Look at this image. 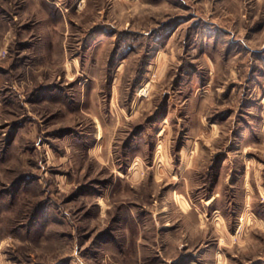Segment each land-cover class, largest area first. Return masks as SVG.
<instances>
[{
	"label": "rangeland",
	"instance_id": "374dc122",
	"mask_svg": "<svg viewBox=\"0 0 264 264\" xmlns=\"http://www.w3.org/2000/svg\"><path fill=\"white\" fill-rule=\"evenodd\" d=\"M0 264H264V0H0Z\"/></svg>",
	"mask_w": 264,
	"mask_h": 264
}]
</instances>
